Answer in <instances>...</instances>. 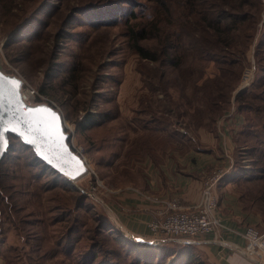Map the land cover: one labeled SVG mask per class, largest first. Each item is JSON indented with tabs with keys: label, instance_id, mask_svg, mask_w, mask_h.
I'll return each mask as SVG.
<instances>
[{
	"label": "rangeland",
	"instance_id": "rangeland-1",
	"mask_svg": "<svg viewBox=\"0 0 264 264\" xmlns=\"http://www.w3.org/2000/svg\"><path fill=\"white\" fill-rule=\"evenodd\" d=\"M109 1L112 0L101 3ZM89 2L94 0H49L50 5L38 15L39 22L26 28L27 32L36 28L37 37L42 38L30 39L31 34L25 35L26 32L21 36H27V39L21 41L23 37L17 35L10 47H5V40L6 32L13 26L10 25L12 20L7 18L0 22V70L22 79L23 93L27 88L35 92V99H29V105L45 103L60 112L69 145L85 159L87 166L86 174L73 183L62 177L56 186L52 180L54 175L49 171L39 179L34 178L32 173L25 174L26 181L22 188L25 195L18 197L17 207L24 210L22 218L39 223L38 226L47 231L43 233L45 235L55 236L65 225L74 226L75 233L70 240L79 239L74 249L80 252L82 246L94 241L100 250H106L105 254L97 253L98 260L107 257L109 262L129 264L130 260L141 256L155 264H197L195 260L186 258V246L166 248V245H145L129 239L123 233L121 236L112 222L115 218L109 204L112 197L130 190L131 184L135 187L134 183L145 179L142 170L144 160L141 158L142 161L135 162L137 154H142L140 148L145 145V140L149 142L144 147L147 156L160 155L163 159L170 148L179 147L178 154H184L188 149L201 155L206 152L214 154L215 165L223 166L226 163L230 174L243 168L246 175H239L235 185H230V191L235 194L244 185L264 188V175L260 169L264 168V163L256 160L257 153L264 150L261 121H255L250 112L238 111L234 101V95L244 88L243 98L256 96L261 93L258 84L264 83V74L258 70L259 64L255 58L260 50L256 47L257 41H261L260 47L264 51V0L259 1L262 11L257 32L242 63L230 106L214 123L210 120L214 116L211 108L204 103V109H201L198 103L200 85L196 81L201 68L195 58L197 51L194 45L200 35L194 22L181 30L180 48L171 51L173 55L184 54L180 71H173L170 66L162 67L156 62L140 60L127 44L124 20L129 12L136 14L138 19L148 18L153 0H130L131 4H121L123 0H117L101 7L105 13L101 14L100 19H97V12L102 11L84 7ZM166 2L172 9L183 13L182 0ZM62 12H69L72 18L64 25V18L57 23ZM102 17L105 22H98L104 20ZM47 22L51 24L41 27ZM167 28L171 31L172 27ZM148 46L153 50L156 43L150 39ZM47 69L49 75L55 76L50 81L55 98L61 99L63 94L76 96L82 107L85 104L86 111L103 116L99 126L82 132L77 130L75 121L81 113L73 114L69 108L68 119H65L59 102L39 92L38 89L48 77ZM246 72L250 75L248 83L240 88L241 77ZM245 122L247 127H243ZM225 133L229 134L227 143L222 140ZM229 142L230 145L225 146ZM152 146L155 149L150 153ZM28 176L33 178L29 180V185ZM81 198L82 204L75 208ZM262 204L264 206V201ZM68 212L70 214L67 216ZM101 214L112 223L113 226L109 225L114 227L112 233L103 230L99 233ZM61 216L65 218L63 222L56 223L55 219ZM48 225L51 227L48 228ZM257 228L264 232L261 219ZM3 232L6 236L3 246L15 249L12 255L32 251L22 248V237L13 228ZM114 234L121 238V246L132 250L128 259L125 257L127 254L115 256L114 250L118 249ZM2 242L3 238L0 237V245Z\"/></svg>",
	"mask_w": 264,
	"mask_h": 264
},
{
	"label": "trees",
	"instance_id": "trees-1",
	"mask_svg": "<svg viewBox=\"0 0 264 264\" xmlns=\"http://www.w3.org/2000/svg\"><path fill=\"white\" fill-rule=\"evenodd\" d=\"M116 1L101 3L103 0H94V2H89L84 7L103 12L101 7ZM259 1L182 0L181 10L183 13L180 14L172 9L166 0H153V6L149 8L150 15L148 18L138 19L135 16L136 14L129 12L128 18L124 20L128 47L144 62H156L158 66H170L173 71H180L184 54L173 55L171 51H176L180 48V42L182 41L180 38L181 30L191 22H194L197 26V33L200 35L195 43L196 45H194L197 51L195 58L201 68L196 81L197 85H200V102L198 103L201 109L204 103L208 108H211L214 116L210 120L214 123L217 120L216 118L220 117L230 106L231 95L238 83L239 73L243 66L242 63L247 58L249 47L257 32V25L262 11ZM122 3L129 4L130 0H123ZM49 5V0H0V22L9 18L12 20L10 25H13L11 28L9 26L10 29L6 32L5 47L13 46L17 35L25 34L27 32L26 28L33 23H38V15ZM102 12H97V19L101 18V14L104 13ZM63 18L62 25L72 19L69 12H62L57 23L59 24V21ZM102 18L104 20L97 21L100 23L102 21L105 22V18ZM49 24L51 22H47L41 27H47ZM167 27H172L171 31ZM27 34H31L30 39H35L38 35L36 28L28 31L25 35ZM185 36L188 37L186 33ZM21 37H23L21 41L27 39V36ZM48 37L54 43L53 38L50 35ZM41 38L39 36L35 40ZM150 39L156 43L153 50L148 46ZM260 45L262 46L261 41H257L256 47L260 50L255 54V58L259 64L257 66L258 70L264 74V51L261 50L262 47ZM48 72L47 69L48 77L46 82L38 90L48 98L54 99V89L50 81L55 79V76L49 75ZM259 84L257 88L260 89L261 93L259 92L256 96L251 95L243 98V94L246 91L244 88L234 95V101L238 111L250 112L255 121H261L260 129L264 132V88H261L264 83ZM56 101L63 108V112H65L63 118L65 119H68L69 108H71L73 114L81 113L75 121L76 129L81 132L93 126H99L104 119L103 116H97L86 111L85 104L82 107L80 100L76 96L69 97L63 94L61 99L58 98ZM243 127H247L246 122ZM67 141L69 144V139ZM256 160L258 163H264V150H260V153H257ZM242 169L238 168L237 171H233L231 174L228 172V176H226L230 178L231 185H235V179L239 175H246L245 170ZM260 169L264 175V168L261 167ZM47 171L54 175L52 179L54 180L53 185L59 184L60 178H62L60 175L50 170L37 159L31 148L22 144L18 138L9 136V148L0 161V237L3 238V242L0 245V259H2V264H116L109 262L107 257L100 260L97 259V253L105 254L106 250L103 248L100 250L94 241L85 244L81 247L80 252H77L74 247L79 244V239L70 240V237L75 233V227L72 225H65L63 230L55 236L51 234L45 235L43 233H47V231L40 228L38 226L39 223L22 218L21 215H23L22 212L24 210L22 207H17V200L18 197L25 195L22 189L23 182L25 183L26 181L25 174L32 173L34 178L39 179ZM234 174H236V177ZM27 178L29 185V180H33V178L31 176ZM242 179L248 182L246 178ZM261 179L258 178V180ZM236 196L244 212L257 216L264 222L263 187L249 188V186L245 187L244 185L241 191L236 192ZM78 201L79 204H76L75 208L83 202L82 198ZM69 214L70 212H68L67 216ZM64 219V216H61L55 220L56 223H60ZM99 223V233H102V230L112 233L114 227L109 226L112 223H109L103 214L100 215ZM10 227L21 235L22 248L26 247L32 251L21 255H12V251L15 249L9 246L7 248L6 245L3 246L6 237L3 231L5 229L8 230ZM49 227L51 226L48 225ZM258 230L261 231L260 229ZM25 236L28 237L25 239ZM121 236H123L122 233ZM113 239L118 249V251L114 250L115 256L122 257L127 254L125 257L128 259L129 255L132 254V250L124 245L121 246V238L118 235L114 234ZM152 258L154 259V255H152ZM130 261L128 262L129 264H155L152 260H146L141 256ZM135 261L138 262L135 263Z\"/></svg>",
	"mask_w": 264,
	"mask_h": 264
},
{
	"label": "crops",
	"instance_id": "crops-1",
	"mask_svg": "<svg viewBox=\"0 0 264 264\" xmlns=\"http://www.w3.org/2000/svg\"><path fill=\"white\" fill-rule=\"evenodd\" d=\"M228 138L229 134L225 133L222 137L223 142L227 143ZM148 145L149 142L145 140V145L140 148L142 154H137L138 156L135 157V162L142 161L141 158L144 160L142 170L145 179L134 183L135 187L131 184L130 190L119 193L110 201L109 205L115 218L112 222L116 229L126 236L147 240L149 237L147 222L160 207L153 201L145 199L142 194L159 200L177 198L182 205L193 207L199 200L205 177L212 175L217 169H225L226 173L213 187L222 227L216 230L215 234H208L194 245L173 243L164 245L166 248H172L175 245L176 247L186 246L188 250L186 258L189 261L195 260L196 263L255 264L250 258L234 249V246L238 248L245 246V240L242 237L245 228L247 226L257 228L260 225V219L244 212L236 194L230 191L231 180L226 176L229 166L226 163L223 166L215 165L216 157L210 152L201 155L188 149L184 154H178L179 147L170 148L169 151L166 148L168 155L163 159L160 155L147 156L144 147ZM229 145L230 142L225 146ZM153 149H155L154 146L150 148V153ZM159 153H162L161 150ZM185 253L182 252V254Z\"/></svg>",
	"mask_w": 264,
	"mask_h": 264
},
{
	"label": "built area",
	"instance_id": "built-area-1",
	"mask_svg": "<svg viewBox=\"0 0 264 264\" xmlns=\"http://www.w3.org/2000/svg\"><path fill=\"white\" fill-rule=\"evenodd\" d=\"M249 77L248 72L242 75L240 88L246 87ZM24 91L23 93L22 90V98L26 104H30L29 99L33 100L35 92L28 88ZM82 159L85 162L83 157ZM225 173V169H217L212 175L205 177L199 200L193 207L182 205L177 198L159 200L142 194L145 199L153 201L160 207L147 222L149 230L147 241L154 246L171 243L194 245L208 234H215L222 226L213 187ZM67 180L73 183V180ZM242 237L245 246L243 248L234 246V249L250 258L253 263L264 264V232L247 226Z\"/></svg>",
	"mask_w": 264,
	"mask_h": 264
},
{
	"label": "water",
	"instance_id": "water-1",
	"mask_svg": "<svg viewBox=\"0 0 264 264\" xmlns=\"http://www.w3.org/2000/svg\"><path fill=\"white\" fill-rule=\"evenodd\" d=\"M0 77L7 81H16L19 84L18 95L12 93L11 84L6 85L5 94L0 101V123L6 124L8 129H14V131L5 132L6 147L0 152V161L9 148V136H13L31 148L37 159L61 177L75 181L85 175L87 172L86 163L69 146L68 134L64 131L60 112L45 103L26 104L22 98V79L16 75L5 74L1 70ZM37 108L49 109L59 117L58 124L51 133L48 132L44 124L36 123L34 115L30 113V109ZM126 237L146 245L149 243L144 239Z\"/></svg>",
	"mask_w": 264,
	"mask_h": 264
},
{
	"label": "snow or ice",
	"instance_id": "snow-or-ice-1",
	"mask_svg": "<svg viewBox=\"0 0 264 264\" xmlns=\"http://www.w3.org/2000/svg\"><path fill=\"white\" fill-rule=\"evenodd\" d=\"M11 84L12 85V93L14 95H18V87L19 84L16 81H7L3 77H0V101H2L3 96L6 91V85ZM30 113H32L35 117V121L38 124H44L48 130L49 133L56 128L59 117L56 116L55 113L51 112V110L46 108H37V109H30ZM14 129H8L6 124L0 123V152L4 150L6 147V137L5 132ZM31 143V141H28Z\"/></svg>",
	"mask_w": 264,
	"mask_h": 264
},
{
	"label": "bare ground",
	"instance_id": "bare-ground-1",
	"mask_svg": "<svg viewBox=\"0 0 264 264\" xmlns=\"http://www.w3.org/2000/svg\"><path fill=\"white\" fill-rule=\"evenodd\" d=\"M103 13V12H102ZM105 13V12H104Z\"/></svg>",
	"mask_w": 264,
	"mask_h": 264
}]
</instances>
